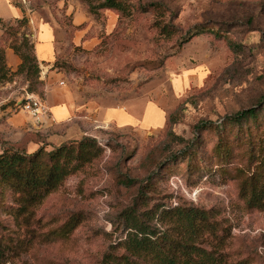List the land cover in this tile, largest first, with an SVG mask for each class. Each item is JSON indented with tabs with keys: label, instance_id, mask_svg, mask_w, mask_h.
Returning <instances> with one entry per match:
<instances>
[{
	"label": "rangeland",
	"instance_id": "374dc122",
	"mask_svg": "<svg viewBox=\"0 0 264 264\" xmlns=\"http://www.w3.org/2000/svg\"><path fill=\"white\" fill-rule=\"evenodd\" d=\"M104 1L16 0L22 17L1 21L8 80L42 95L40 73L11 75L5 53L34 61L32 20L56 26V84L98 117H76L56 142L45 138L56 149L89 137L98 149L29 219L0 204V264H102L124 252L113 247L125 236L124 210L156 204L205 211L199 242L226 264H264V206H249L247 193L253 172L264 173V0H118L125 12ZM156 1L163 7L142 8ZM167 22L171 33L162 32ZM252 106L261 111L242 126L214 127ZM108 107H124L134 124L104 122ZM10 146L24 149L0 134V153ZM73 216L75 229L56 234Z\"/></svg>",
	"mask_w": 264,
	"mask_h": 264
},
{
	"label": "trees",
	"instance_id": "16d2710c",
	"mask_svg": "<svg viewBox=\"0 0 264 264\" xmlns=\"http://www.w3.org/2000/svg\"><path fill=\"white\" fill-rule=\"evenodd\" d=\"M159 6L163 7V4L156 1L145 3L142 8L147 10L148 7ZM102 7L125 12L126 5L123 1L105 0ZM168 26L175 29L172 22H167L162 32L171 33ZM16 51L19 53L18 48ZM20 55L22 63L11 75L24 72L27 75H38L41 72L37 56H34L33 61L28 55ZM4 59V54L0 52V83L9 81V69ZM41 83L44 86L42 81ZM31 90V86H28V91L32 92ZM260 111L258 106L246 108L227 115L214 127L225 129L227 125L242 126L243 122L258 117ZM213 125L212 122L202 123L197 128L201 131ZM96 148V140L89 137L71 141L48 152L46 145L33 152L14 146L4 148L0 153V204L10 202V212L15 217L29 219L49 194L56 191L80 164L94 155ZM259 164H264V158ZM263 175L261 171H254L251 176L247 192H250L251 207L264 206V182L260 183ZM134 181L131 178L128 180L130 184ZM7 198H11V201ZM123 215L125 236L113 247H121L124 252L106 253L102 264H226L225 254H215L218 253L217 247H213L212 251L202 245L204 242H199V239H203L202 233L208 229L205 225L207 214L203 210L193 206L156 204L144 210L137 206L127 208ZM79 222L80 217L73 216L60 230H56V234H69ZM6 248L0 244V260L6 255Z\"/></svg>",
	"mask_w": 264,
	"mask_h": 264
},
{
	"label": "crops",
	"instance_id": "0c3cea01",
	"mask_svg": "<svg viewBox=\"0 0 264 264\" xmlns=\"http://www.w3.org/2000/svg\"><path fill=\"white\" fill-rule=\"evenodd\" d=\"M23 15L16 0H0V24L1 21L20 19ZM35 31V53L40 63V78L44 83L45 95L42 97L50 113L39 117H33L26 111H20L16 101L23 99L21 95L27 92L26 85L16 86L17 80L0 83V134L9 145L24 146L28 152H33L39 147L54 148V142L48 141L45 132L54 133L56 142V130L66 125L67 122L79 117L83 119H95L98 117L89 105H78L71 93L64 87L56 84V50L58 48V36L56 26L48 21L32 20ZM6 62L8 67L15 71L21 64V58L14 49H6ZM39 95V94H38ZM85 114L78 115L77 113ZM135 116L126 112L124 107L106 108L102 119L106 123L116 122L123 125L134 124ZM97 119V118H96ZM97 121V120H96ZM42 136V137H41ZM44 140L47 144H44Z\"/></svg>",
	"mask_w": 264,
	"mask_h": 264
},
{
	"label": "built area",
	"instance_id": "2783aa9c",
	"mask_svg": "<svg viewBox=\"0 0 264 264\" xmlns=\"http://www.w3.org/2000/svg\"><path fill=\"white\" fill-rule=\"evenodd\" d=\"M21 101H16L19 109H26L33 117L39 119L43 115L50 113L43 98L34 92L27 91Z\"/></svg>",
	"mask_w": 264,
	"mask_h": 264
}]
</instances>
